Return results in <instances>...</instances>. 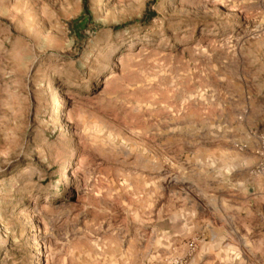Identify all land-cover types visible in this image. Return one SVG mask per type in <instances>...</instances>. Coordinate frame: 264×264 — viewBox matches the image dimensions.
Listing matches in <instances>:
<instances>
[{"label": "rangeland", "instance_id": "1", "mask_svg": "<svg viewBox=\"0 0 264 264\" xmlns=\"http://www.w3.org/2000/svg\"><path fill=\"white\" fill-rule=\"evenodd\" d=\"M0 264H264V0H0Z\"/></svg>", "mask_w": 264, "mask_h": 264}]
</instances>
